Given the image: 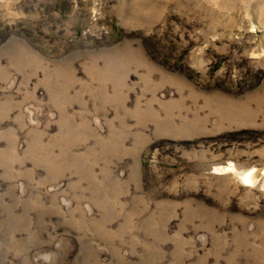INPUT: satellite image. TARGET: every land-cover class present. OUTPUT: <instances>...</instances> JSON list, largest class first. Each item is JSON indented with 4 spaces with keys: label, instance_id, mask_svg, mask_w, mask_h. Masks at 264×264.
Here are the masks:
<instances>
[{
    "label": "rangeland",
    "instance_id": "rangeland-1",
    "mask_svg": "<svg viewBox=\"0 0 264 264\" xmlns=\"http://www.w3.org/2000/svg\"><path fill=\"white\" fill-rule=\"evenodd\" d=\"M0 264H264V0H0Z\"/></svg>",
    "mask_w": 264,
    "mask_h": 264
},
{
    "label": "bare ground",
    "instance_id": "bare-ground-1",
    "mask_svg": "<svg viewBox=\"0 0 264 264\" xmlns=\"http://www.w3.org/2000/svg\"><path fill=\"white\" fill-rule=\"evenodd\" d=\"M258 176L259 175L255 171L250 170L245 173L244 178L247 182L255 184L259 180Z\"/></svg>",
    "mask_w": 264,
    "mask_h": 264
}]
</instances>
